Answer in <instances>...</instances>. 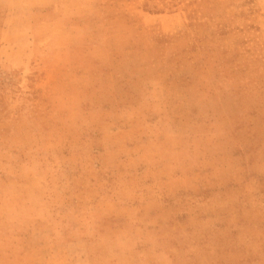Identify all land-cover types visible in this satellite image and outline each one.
Masks as SVG:
<instances>
[{"label": "rangeland", "instance_id": "rangeland-1", "mask_svg": "<svg viewBox=\"0 0 264 264\" xmlns=\"http://www.w3.org/2000/svg\"><path fill=\"white\" fill-rule=\"evenodd\" d=\"M0 264H264V0H0Z\"/></svg>", "mask_w": 264, "mask_h": 264}]
</instances>
